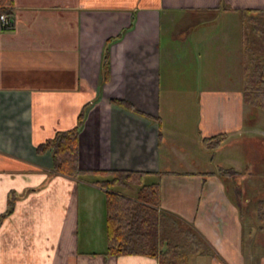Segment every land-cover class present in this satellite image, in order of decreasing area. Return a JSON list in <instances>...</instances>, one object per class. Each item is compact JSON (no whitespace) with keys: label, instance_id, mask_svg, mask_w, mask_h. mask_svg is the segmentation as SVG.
Masks as SVG:
<instances>
[{"label":"crops","instance_id":"obj_1","mask_svg":"<svg viewBox=\"0 0 264 264\" xmlns=\"http://www.w3.org/2000/svg\"><path fill=\"white\" fill-rule=\"evenodd\" d=\"M223 2L227 9H218ZM8 7L11 26L0 30V264H158L144 255L106 254L105 189L55 173L50 153L36 152L37 144L75 126L87 102L78 136L79 168L162 172L160 208L193 223L215 252L204 262L197 257L199 262L244 264L239 198L221 196L226 183L217 175H201L203 169L163 174L161 126L111 99L129 100L158 116L166 86L161 54L174 61L179 56L177 45L161 47L164 14L264 10V0H13ZM240 39L235 73L218 89L208 88L203 76L204 106L198 115L205 119L198 126L210 134L206 137L237 130L244 121ZM106 45L109 79L102 82ZM168 86L177 87L176 79ZM217 182L220 190L212 194ZM253 259L251 264H264V254Z\"/></svg>","mask_w":264,"mask_h":264},{"label":"rangeland","instance_id":"obj_2","mask_svg":"<svg viewBox=\"0 0 264 264\" xmlns=\"http://www.w3.org/2000/svg\"><path fill=\"white\" fill-rule=\"evenodd\" d=\"M161 22V47L166 50L171 48L172 44L173 47L177 45L179 49V56L175 55V58L177 57L175 61L168 58V53L161 54V75L166 86L162 85L161 88L157 115L161 121L160 148L163 174L172 171L197 173L202 169L204 171L213 169L220 163L223 166L239 167L236 184L241 191L239 199L242 206L239 222L243 225L241 255L246 258L244 264H251L250 259L255 258L256 261L264 254V216L257 208L260 200L264 202V110H258L253 114L255 117L249 118L253 111L245 105L242 126L226 132L228 136L223 137L219 144L212 142L206 145L203 153L199 147V140L210 134L203 135L204 128L198 126L199 122L204 123L205 119L204 117L203 120L199 119L198 115L204 106L203 76H207L208 88L218 89L227 74L235 73L236 49L240 48L241 40V18L238 13L232 11L223 13L215 9L203 12L187 11L182 15L175 13L169 17L164 14ZM173 25L175 28L172 31L175 30L177 38H172L169 34ZM193 27L196 28L192 30ZM174 79L178 86L170 91L168 80ZM218 99L222 100L220 97ZM234 138L236 141H233ZM193 161L195 164H192ZM220 187L219 182L217 186L213 185L212 194L218 193ZM129 195L132 196L134 193ZM226 195L234 200L237 198L233 183L229 179L225 193L221 196ZM246 199H250V202L244 203ZM102 226L104 230L103 222ZM102 244L98 248H102ZM251 245L252 248L249 249ZM202 260L206 261L207 257L200 261ZM191 264L202 262L194 258Z\"/></svg>","mask_w":264,"mask_h":264},{"label":"trees","instance_id":"obj_3","mask_svg":"<svg viewBox=\"0 0 264 264\" xmlns=\"http://www.w3.org/2000/svg\"><path fill=\"white\" fill-rule=\"evenodd\" d=\"M6 6L0 11L12 17L9 5L13 0H5ZM4 5V0H0ZM222 2V0H221ZM218 9H227L223 3ZM217 9V10H218ZM228 9H231L228 7ZM215 10V9H212ZM211 11V10H210ZM241 18V38L243 44V91L245 105L253 111L249 118L258 110H264V10L238 9ZM199 27V26H198ZM196 27H193L195 29ZM191 30V28L189 29ZM175 31V30H174ZM173 31L172 37L177 38ZM189 31H186V33ZM110 38L107 43L121 37ZM101 81L109 79V55L107 45L101 61ZM119 106L141 114L158 122L159 116L146 114L125 99H111ZM91 102L83 105L76 124L71 129L58 131L55 135L37 144L36 152L50 153L52 169L76 178H86L90 182L105 189L106 195V254H137L155 258L158 264H191L197 257H208L215 254L205 236L193 223L184 220L179 215L160 208V176L162 172H135L125 170H88L79 168L78 136ZM159 131V137L161 136ZM226 133H217L199 140L202 149L210 143L219 144ZM217 175L221 181L227 179L233 183L236 197L240 198V187L236 184L239 174L233 166L217 165L212 171H203L201 175ZM151 176L156 179L146 178ZM227 178V179H226ZM129 193H134L130 196ZM13 199L9 200L12 209ZM239 209L242 206L239 203ZM260 213L264 216V202L259 201ZM255 259V258H254ZM253 259V260H254Z\"/></svg>","mask_w":264,"mask_h":264},{"label":"built area","instance_id":"obj_4","mask_svg":"<svg viewBox=\"0 0 264 264\" xmlns=\"http://www.w3.org/2000/svg\"><path fill=\"white\" fill-rule=\"evenodd\" d=\"M11 19L5 13H0V30L11 26Z\"/></svg>","mask_w":264,"mask_h":264}]
</instances>
